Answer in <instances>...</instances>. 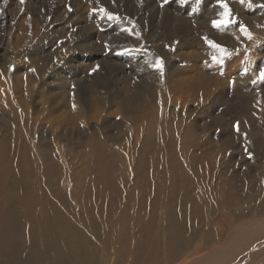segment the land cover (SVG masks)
I'll return each instance as SVG.
<instances>
[{
    "label": "rangeland",
    "instance_id": "rangeland-1",
    "mask_svg": "<svg viewBox=\"0 0 264 264\" xmlns=\"http://www.w3.org/2000/svg\"><path fill=\"white\" fill-rule=\"evenodd\" d=\"M223 2L228 5L231 18L238 21L227 28H214L212 25L214 20H220L225 15V9L220 6L218 0L212 2L211 0H187V2L184 0H24L23 4L20 0H0V89L2 94H5L4 98L0 99V144L2 145L0 149L3 150L6 144H3L4 140L16 137L18 142L5 146L8 155L15 160L19 159V156H26L27 152L24 148L26 144L28 150L30 146L38 155L50 148L57 152L56 155L59 153V159H65L57 165L59 169L64 168L61 171L66 173L62 177L59 176V180L55 176L54 180L47 183L40 176L35 181L34 187L30 186L25 190L27 199L23 201L28 203V200H34L31 208L36 209L32 216V226L37 228L35 232H40V229L44 228L42 222L44 208L39 207V200L43 197L44 200L49 199L47 187L53 188V192H61L62 188L70 194L75 187V180L70 178L72 176L70 173L78 170V164L69 160L68 155L73 153L75 159L79 158V151L82 147L85 148L81 136L87 132L86 135H90L88 140L91 143L104 140L105 144L115 151L126 149L127 151L123 152L117 150L116 157L124 158V152L131 150L130 146L135 139V132L132 130L136 129V127L130 129L135 122H129L127 118L136 119L138 123L135 124L138 126L143 122L146 125L150 121L155 122L157 119L154 118L159 117L157 111L161 106L155 103L154 98L161 101L162 96L159 94L166 91V105L164 104L166 108L163 107V110L166 111V119H168L162 132L165 138L163 155L168 157L170 165L161 168L159 160H155L156 157H153L154 161L151 160L150 166L142 164L140 171L141 173L148 171L151 183H142L138 186L142 178V176L139 178L138 173L141 162L138 149L148 134L146 130L147 134L144 132L142 136L140 133V140L135 146L137 150L134 149L135 147L134 150L132 149L133 156L129 161V157H126V160L124 158L126 162L123 173L127 177L122 180L121 186L134 190V192L125 190L128 198L133 195L136 197L152 185L164 186L166 177L171 175L176 192H168L172 202L174 201L171 204L175 207V213H181L183 209L187 210L191 217L196 215V202L185 198L187 193L191 198L198 196L197 198L204 200L207 205L201 212L198 211L199 214L196 215L198 218L192 223L195 228L191 225L192 227L190 226L183 234L189 243L192 241L191 245L187 243L186 247L179 248L177 253L173 252L172 242L166 239L155 222L148 225L145 232L141 233L144 250L154 247L159 251L160 256L164 251L165 255L162 259L164 261L172 259L168 264H264L262 263L264 261V82L259 79L260 71L264 69V7H260L264 5V0H251V7L248 0H245L246 4H242L240 0H223ZM101 9L104 11H100ZM109 16L112 19H109ZM27 20L30 23L36 22L34 24L36 29L38 25V35L27 37L23 32L20 24L28 23ZM169 25H175L180 35L177 33L174 39L170 38ZM241 26L246 28L247 33L250 32L251 39L243 33ZM229 30L233 31L232 34ZM203 37L218 45L222 43L220 46L227 50L224 65L212 62V56L219 57V52L213 48L209 50L206 41L199 43L198 41ZM218 39L223 42H219ZM235 39H239L238 42ZM29 44V47L26 46ZM163 50L164 54L161 52ZM159 53H162L165 62L163 75L155 67L157 61L153 59L158 57L157 59L161 60ZM247 67L248 69H245ZM199 69L205 75V81L207 76L210 78L209 76L213 75L214 82L206 85L207 87L204 86L203 91L197 90L200 91L196 96L197 100L191 91L192 96L188 94L189 96L186 95L185 100L182 101L180 93L175 89L181 88L186 78L195 80L192 74L196 72L199 76L201 74V71L197 73ZM150 77L152 79L162 77L161 82L157 81V83L155 79L154 83L152 81L151 85H148ZM202 78L203 76L200 77L201 80ZM14 83L17 89L14 88ZM154 91H158L159 94L153 95ZM171 91L174 94H171ZM8 97L9 101L12 103L14 101V110L12 105L6 103ZM96 98L104 99L103 107L90 109V103ZM169 98L172 100L170 101ZM78 99L83 100L85 104H83L82 121L76 125L74 120L71 121V117L73 118L71 113L76 112L73 110L74 100ZM18 100L23 102V105H20ZM71 104L74 107H71ZM24 105H27V108L24 109ZM14 111L18 114L16 118ZM21 115L22 120H26L23 123L24 127L19 125ZM62 116L64 120L59 123L58 120ZM124 118L127 122L123 120ZM29 122L30 127H26L27 130L23 129L25 125L29 126ZM119 122L125 123L126 129H119L116 126ZM237 122H239L238 132L234 127ZM177 124L180 129H174ZM56 127H59L57 132H55ZM93 128H96L95 132ZM84 129L86 131L83 132ZM135 134H138L137 131ZM183 134H186V138H182ZM23 137L26 139L25 143ZM150 141L151 144L155 142L154 138ZM60 148L64 149L63 152ZM19 152L23 154L19 155ZM7 161L11 162L12 159ZM40 168L42 174L43 167ZM24 180L22 177V181ZM20 195L17 197H22ZM91 197L89 195L88 202L93 201ZM98 204L104 205L105 202ZM13 206L14 204L12 208ZM12 208L6 209L8 220H14L11 218L13 216L17 217V213ZM166 208L167 205L164 203L162 207L164 212ZM123 210L124 207L121 208V211ZM187 211L185 213H188ZM76 224V230L81 235L84 232L83 225L77 217ZM206 226L211 234L206 230ZM234 234L236 236L231 241L232 248L228 250L225 245ZM106 235L107 231L95 226L87 234L86 239L78 238L79 250L83 246H89L95 257L101 259V264H134L136 252L133 250H128L123 257L120 248L113 243L110 252H104L102 244ZM189 236L195 239L191 240ZM249 247L251 248L248 253L246 250ZM212 256L213 260L208 261ZM119 257L123 258L122 261L118 260ZM200 257L202 258L200 262H194ZM164 261L161 263L165 264Z\"/></svg>",
    "mask_w": 264,
    "mask_h": 264
},
{
    "label": "bare ground",
    "instance_id": "bare-ground-1",
    "mask_svg": "<svg viewBox=\"0 0 264 264\" xmlns=\"http://www.w3.org/2000/svg\"><path fill=\"white\" fill-rule=\"evenodd\" d=\"M69 1V0H68ZM213 0H211L212 2ZM217 1V0H216ZM37 2V1H36ZM53 2V1H52ZM71 2V1H70ZM69 2V3H70ZM68 3V5H69ZM212 4V3H211ZM246 4V3H245ZM29 5V4H28ZM38 5V4H37ZM43 5V4H42ZM210 5V4H209ZM215 5V4H214ZM80 6V5H79ZM213 6V5H212ZM245 7V6H244ZM70 8V6H69ZM221 8V7H220ZM28 9V8H27ZM79 9V8H78ZM130 9H132L130 7ZM222 9V8H221ZM172 10V9H171ZM129 11V10H128ZM14 12V11H13ZM67 12V11H66ZM132 12V11H131ZM154 12V11H153ZM152 12V13H153ZM160 13V11H158ZM33 13V12H32ZM84 13V12H83ZM128 13V12H127ZM192 13V12H191ZM79 14V13H78ZM86 14V13H85ZM130 14V13H129ZM161 14V13H160ZM159 14V15H160ZM163 14V13H162ZM169 14V13H168ZM188 14V13H187ZM186 14V15H187ZM14 15V14H13ZM91 15V14H90ZM89 15V16H90ZM95 15V14H94ZM158 15V14H157ZM198 15V14H197ZM224 15V14H223ZM76 16V14H75ZM162 16V15H160ZM159 16V18H160ZM181 16V15H180ZM211 16V15H210ZM131 17V16H130ZM197 17V16H196ZM209 17V16H208ZM137 18V17H136ZM148 18V17H147ZM74 19V18H73ZM132 19V18H131ZM150 19V18H149ZM197 19V18H195ZM205 19V17H204ZM220 19V18H219ZM223 19V16H222ZM14 20V19H12ZM135 20V19H134ZM221 20V19H220ZM261 20V19H260ZM264 21V20H263ZM28 22V20H27ZM70 22V21H69ZM127 22V21H126ZM156 22V20H155ZM183 22V21H182ZM203 22V21H202ZM36 23V22H34ZM34 23H26L21 22L20 26L23 30V32L26 34L27 37L36 36L39 33L38 25L37 29L35 27ZM158 23V22H157ZM194 23V22H193ZM201 23V22H200ZM263 23V22H262ZM189 25V22H188ZM187 25V26H188ZM205 25V24H204ZM157 26V25H156ZM162 26V25H161ZM198 26V25H197ZM196 26V27H197ZM14 27V26H13ZM195 27V28H196ZM169 36L170 38L174 39L176 37L177 28L175 25H169ZM193 28V26H192ZM198 28V27H197ZM200 28V27H199ZM202 28V26H201ZM212 28V27H211ZM255 28V25H254ZM263 28V26L261 27ZM12 29V28H11ZM259 29V28H258ZM264 29V28H263ZM86 30V29H84ZM159 30V29H158ZM185 31V30H184ZM189 31V30H188ZM230 34L232 30H229ZM5 32V31H3ZM85 32V31H84ZM221 32V31H220ZM233 32V31H232ZM2 33V32H1ZM129 33V32H128ZM236 33V31H235ZM250 33V32H249ZM43 34V33H42ZM180 35V33H178ZM208 34V33H207ZM212 34V33H211ZM210 34V35H211ZM227 34V33H226ZM225 34V35H226ZM241 34V33H240ZM209 35V34H208ZM220 35V34H219ZM258 35V34H257ZM48 36V35H47ZM161 36V35H160ZM214 36V35H213ZM223 36V35H222ZM242 36H240L241 38ZM210 38V37H208ZM213 38V37H212ZM215 38V37H214ZM218 38V37H217ZM221 38V36H220ZM234 38V37H233ZM188 39V38H187ZM225 39V38H224ZM232 39V38H230ZM2 40V39H1ZM219 40V39H218ZM237 40V39H235ZM239 40V39H238ZM237 40V42H238ZM243 40V39H242ZM255 40V39H254ZM185 41V40H184ZM197 41V40H196ZM211 41V40H210ZM215 41V40H214ZM217 41V40H216ZM222 40H219V42ZM230 41V40H229ZM192 42V41H190ZM193 42H195L193 40ZM192 42V43H193ZM199 43L205 42V38H200ZM223 42V41H222ZM232 42V41H231ZM245 42V41H244ZM8 43V42H7ZM17 43V42H16ZM171 43V42H170ZM188 43V42H187ZM227 43V42H225ZM240 43V42H239ZM189 44V43H188ZM218 44V43H217ZM233 44V43H231ZM52 45V44H51ZM222 45V43L220 44ZM242 45V44H241ZM17 46V45H15ZM26 46H30L26 45ZM208 49L210 50V46L206 44ZM19 47V46H17ZM61 47V45H60ZM230 47V46H229ZM27 48V47H26ZM171 48V47H170ZM18 49V48H17ZM32 48H30L31 51ZM165 49V48H164ZM201 49V48H200ZM28 50V49H27ZM124 50V49H123ZM160 50V49H159ZM63 51V50H62ZM198 51V50H197ZM201 51V50H200ZM231 51V50H230ZM160 52V51H159ZM164 54V50L161 51ZM177 52V51H176ZM196 52V51H195ZM247 52V51H246ZM202 53V52H201ZM199 53V54H201ZM250 53V52H249ZM248 53V54H249ZM160 54V53H159ZM162 54V53H161ZM160 54V58L164 62V57ZM172 54V53H171ZM198 54V53H196ZM119 55V54H118ZM176 55V54H175ZM180 55V54H179ZM184 55V54H182ZM187 55V54H185ZM190 56V54H188ZM247 55V54H245ZM244 55V56H245ZM178 56V55H177ZM176 56V57H177ZM211 56V55H210ZM209 56V57H210ZM172 58H175V56H171ZM188 57V56H187ZM252 57V56H251ZM158 58V57H157ZM157 58L153 59L155 61H159ZM167 58V57H166ZM172 58H170L172 60ZM227 58V57H226ZM249 58V57H248ZM169 59V60H170ZM189 59V58H188ZM206 59V58H205ZM247 59V58H246ZM166 60V59H165ZM168 60V61H169ZM170 60V61H171ZM178 60V59H177ZM193 61V59H191ZM199 60V59H198ZM207 60V59H206ZM167 61V60H166ZM201 61V60H199ZM209 61V60H208ZM207 61V62H208ZM225 62V60H224ZM156 63V62H155ZM171 63V62H170ZM227 63V62H226ZM189 64V63H188ZM197 64V63H196ZM165 65V64H164ZM204 65V64H203ZM214 65V64H213ZM221 65V64H220ZM224 65V63H223ZM249 65V64H248ZM169 67L168 65H166ZM250 66V65H249ZM248 66V67H249ZM175 67V66H174ZM195 67V64H194ZM213 67V66H210ZM221 67V66H220ZM245 68V69H248ZM10 68V66H9ZM165 68V67H164ZM173 68V67H172ZM171 68V69H172ZM180 68H182L180 66ZM191 68V67H190ZM222 68H224L222 66ZM11 69V68H10ZM9 69V70H10ZM156 69V68H155ZM158 70V69H157ZM165 70V69H164ZM179 70V68H178ZM177 70V71H178ZM210 70V68L208 69ZM174 71V70H173ZM190 71V70H189ZM193 71V70H191ZM195 71V70H194ZM199 73L201 71V74L198 76L195 72V74H192V78L195 80H191V78H186V82L184 85L182 84L181 88L178 90L175 89V91H178L181 95V100L184 101L186 98V95H191L190 92L192 91L193 97L198 96L197 90H202L204 86L209 85L214 80L213 75H210L207 80H204V74H202V70H197ZM10 72V71H9ZM168 72V71H167ZM204 72V71H203ZM206 72L207 69H206ZM223 72V71H222ZM12 73V72H11ZM158 73V72H157ZM174 73V72H173ZM178 73V72H177ZM192 73V72H190ZM166 74V72H165ZM164 74V75H165ZM172 74V73H171ZM185 74V73H184ZM183 74V75H184ZM212 74V73H211ZM198 77H197V76ZM179 75H177V79ZM203 76V80L200 79V77ZM246 77V76H245ZM151 78V77H150ZM158 78V77H157ZM162 78V77H161ZM161 78L159 79H149V84L151 85L152 81L154 83V80L157 82H161ZM175 78V77H173ZM183 78V77H182ZM181 78V79H182ZM185 78V77H184ZM226 79V78H225ZM165 80V79H164ZM171 80V78H170ZM169 80V81H170ZM222 80V79H221ZM227 80V79H226ZM157 82V83H158ZM214 82V81H213ZM223 82V81H222ZM221 82V83H222ZM165 83V82H164ZM163 83V84H164ZM170 83V82H169ZM220 83V85H222ZM4 84V83H3ZM168 84V83H167ZM14 88H16V84L14 83ZM165 85V84H164ZM6 86V84H4ZM3 86V87H4ZM12 86V85H11ZM155 86V85H154ZM168 86V85H167ZM225 86V85H224ZM145 87V86H144ZM165 87V86H164ZM207 87V86H206ZM2 88V87H1ZM11 88V87H10ZM13 88V89H14ZM163 88V87H161ZM160 90H163L161 89ZM187 88V90H186ZM209 88V87H208ZM207 88V89H208ZM9 89V87H8ZM30 89V86L29 88ZM73 89V88H72ZM242 89V88H241ZM0 99H3L5 94H2V89H0ZM19 90V89H18ZM159 90V91H160ZM165 90V89H164ZM8 91V90H7ZM70 91V90H69ZM72 91V90H71ZM100 91V90H99ZM149 91V90H148ZM151 91V90H150ZM203 91V90H202ZM206 91V90H204ZM210 91V90H209ZM11 92V91H9ZM14 92V91H13ZM75 92V91H74ZM156 95L159 94V92L154 91ZM161 92V91H160ZM166 92V91H165ZM165 92H162V94H159V96H162L161 101L158 100V98H154L155 103L158 106H161V109L157 111V114L159 117H155L154 119H157L155 122L150 121L147 125L143 122L142 125L138 126L136 125V119L127 118L129 122H135L133 123V127H136V129H133L132 132L137 131L138 134L134 133V142L132 141V145L130 146L131 150L129 152H124V158L126 160V157L129 159L134 154L133 150L136 149V144H138V140H140V133L147 134L145 136V140L141 145H139V151L141 155V162L138 167V173L140 179V184L142 183H151V180L149 179L148 171L147 173H141L140 168L141 165L144 164L145 166L151 165V160L153 157H156L155 160H159V166L162 168H165L166 165H170L168 163V157L163 155V145L165 144V138L163 136V130L166 126V111L163 110V107L166 102V95ZM169 93V91L167 90ZM177 92V93H178ZM208 92V91H207ZM12 93V92H11ZM173 92L171 91V94ZM210 93V92H208ZM174 94V93H173ZM10 95V94H9ZM26 95V94H25ZM130 95V94H129ZM188 95V96H189ZM203 95V94H202ZM207 95V94H206ZM16 96V95H15ZM49 96V95H48ZM74 96V95H73ZM192 96V95H191ZM200 96V95H199ZM210 97V94H208ZM212 96V95H211ZM53 97V96H52ZM174 97V96H173ZM172 97V98H173ZM161 98V97H160ZM204 98V97H203ZM7 98L6 103L8 102L10 105H12V110H14L13 103L8 100ZM29 99V98H28ZM174 99V98H173ZM12 100V99H11ZM15 100V99H13ZM26 100V98H25ZM170 100V98H169ZM172 100V99H171ZM170 100V101H171ZM192 100V99H191ZM197 100V97H196ZM5 101V100H4ZM3 101L4 104H6ZM19 101V100H18ZM17 101V102H18ZM22 101V100H21ZM28 101V100H26ZM71 101V100H70ZM73 101V100H72ZM153 101V100H152ZM151 101V102H152ZM178 101V100H177ZM195 101V100H194ZM199 101V100H198ZM20 102V101H19ZM18 102V103H19ZM103 98H96L94 102L90 103L89 108L90 109H96L99 107H103ZM173 102V101H172ZM176 102V101H175ZM196 102V101H195ZM7 103V104H8ZM23 103V102H22ZM20 102V105H23ZM26 104V102L24 103ZM73 104V103H72ZM71 104V107L73 106ZM83 100L78 99L77 101L74 100V109L76 112L71 113L73 115V118L71 117V121L75 122L77 125L78 123L82 121V117L84 115L83 112ZM87 104V103H86ZM176 104V103H175ZM181 104V103H180ZM16 105V104H15ZM20 106L19 104H17ZM68 105V104H67ZM102 105V106H101ZM140 105V104H139ZM156 105V106H157ZM166 105V104H165ZM4 106V105H1ZM88 106V104H87ZM132 106V105H131ZM176 106V105H175ZM178 106V103H177ZM182 106V105H181ZM27 108V105H24ZM149 107V106H148ZM8 108V107H7ZM18 108V107H17ZM88 108V109H89ZM160 108V107H159ZM166 108V107H165ZM183 108V107H182ZM19 109V108H18ZM39 109V108H38ZM72 109V108H70ZM89 109V110H90ZM116 109V108H115ZM178 109V108H177ZM10 110V109H9ZM10 110V111H12ZM21 110L24 112L25 110ZM20 110V111H21ZM144 108L142 109V111ZM8 111V110H7ZM19 111V110H18ZM19 111V112H20ZM150 111V110H149ZM169 111V110H168ZM16 112V113H15ZM27 112V111H26ZM15 118L18 115L17 111H14ZM109 113V112H108ZM12 114V113H11ZM25 114V112H24ZM23 114V115H24ZM104 114V112H103ZM168 114V112H167ZM174 114V113H173ZM13 115V117H14ZM47 115V114H46ZM171 115V114H170ZM176 115V114H175ZM12 117V116H11ZM20 117V127H24L23 123L26 122V120H22V115ZM18 117V118H19ZM52 117V116H51ZM54 117V116H53ZM142 117V116H141ZM147 117V116H146ZM26 118V116H25ZM64 116L58 120L60 123L63 121ZM89 118V117H88ZM95 118V116H94ZM93 118V119H94ZM144 118V117H143ZM151 118V117H150ZM27 119V118H26ZM122 119V118H121ZM172 119V118H171ZM13 120V119H12ZM16 120V119H15ZM107 120V119H106ZM116 120V119H115ZM125 122V118L123 119ZM14 121V120H13ZM30 121V119H28ZM123 121V122H124ZM56 122V121H55ZM118 122V120H117ZM119 122L116 126L120 129L125 128V123ZM128 122V123H129ZM19 123V122H17ZM28 123V122H27ZM62 123V122H61ZM171 123V121H170ZM16 124V123H14ZM68 124V122H67ZM72 124V122H71ZM113 124V123H112ZM17 125V124H16ZM73 125V124H72ZM81 125H83L81 123ZM105 125V124H104ZM103 125V126H104ZM129 125V124H126ZM75 126V125H74ZM80 126V125H79ZM115 126V125H114ZM113 126V127H114ZM115 126V127H116ZM146 126V127H145ZM178 126V127H177ZM174 129H180L179 125L177 124ZM30 127L25 125V130ZM60 127V126H59ZM59 127L55 128V132H57ZM62 127V126H61ZM64 127V125H63ZM83 127V126H82ZM129 127V126H127ZM187 127V126H186ZM16 128V126H15ZM73 128V127H72ZM76 128V127H75ZM111 128V127H110ZM148 128V129H146ZM17 129V128H16ZM20 129V128H19ZM22 129V130H23ZM57 129V130H56ZM71 129V128H69ZM74 129V128H73ZM72 129V130H73ZM79 129V127L77 128ZM81 129V128H80ZM96 129V128H95ZM93 128V131L95 130ZM99 129V126H98ZM117 129V128H116ZM126 129V128H125ZM129 129V128H128ZM129 129V130H130ZM24 130V131H25ZM63 130V129H62ZM65 130V129H64ZM110 130V129H109ZM112 130V129H111ZM147 130V133H146ZM182 130V129H181ZM180 130V133H181ZM186 130V129H185ZM19 131V130H18ZM17 131V132H18ZM67 131V130H66ZM65 131V132H66ZM78 131V130H77ZM76 131V132H77ZM83 132L86 131V129L82 130ZM122 131V130H121ZM127 131V130H126ZM139 131V132H138ZM184 131V130H183ZM188 131V130H187ZM95 132V131H94ZM99 134V130L97 131ZM106 132V131H105ZM128 132V131H127ZM131 132V133H132ZM191 132V131H190ZM22 133V132H21ZM68 133V132H67ZM74 133V132H73ZM87 132H85L81 136L82 143H84V147H82V150L79 151L78 156L79 158L75 159L73 156V153H69L68 155L69 160L74 161V164H78V170H75V173H70L72 176L70 178L75 180L74 188L72 193L63 190L61 188V192H53V188L48 186V196L49 199L40 198L39 200V207L44 208V213L42 215V222L44 223V228L40 229V232H35L37 228L32 226L33 221V214L36 212L35 210H32V204L33 201L28 200V203L24 202L23 200H26L25 196V190L31 187H34V183L36 180H38V177L43 179L44 182H51L54 180L55 176L60 179V177L64 176L63 171L59 169L57 165L60 164L61 160L65 159H59L60 157L57 152L52 151V149L47 148L45 151H43L40 155H38L35 151V149L28 150V144L24 146L25 151L27 152L24 156L23 153L19 152V159L16 160L11 158L8 153L6 152V145L9 143H16L18 142L16 137H12L8 140H4L5 146L0 149V264H101V259L95 257V253L92 251V249L89 246H83L81 250H79L78 245V238L81 237L82 239H86V236L88 233H90L95 226H100L103 231H107V235L103 241V250L105 253L110 252V248L112 247V244L115 243V245L120 248V252H122V255L124 257L125 253L128 250H133L136 252V255L134 257V264H162L161 261H164L162 258L165 255V252L162 251L161 256L159 255V251L156 248H151L149 250H144V242L142 240V232H145L148 225L151 223L157 222L159 229L163 231V234L165 235L166 239L169 242H172L171 245H173V252H178L177 250L179 248H182L183 246L186 247L185 244H190L188 242V239H185L183 237L184 232L188 231L189 227L192 225L195 219L198 218L199 210L200 212L202 209L207 205L204 200L201 201L200 198H191L190 194L187 193L185 198H188L191 202H196V208H195V216L191 217L190 213L187 210L181 211V213L177 212L175 213V207L171 204L172 199L169 195L168 191H174L176 192V188L173 185L172 182V176L169 175L166 177V181L164 183V186H156L152 185L148 187L146 191H142L139 195L136 197L133 195L132 197L128 198L126 191L134 192L133 189H128L126 187H122L121 184H123V181L127 176L123 173V170L125 168V162L124 158L116 157L118 151L123 152L121 150H116L110 148L107 146L104 142H101L100 139L98 141H94L95 143H91L88 139H90V135H86ZM126 133V132H125ZM187 133V132H186ZM25 135V132L23 133ZM28 134V133H27ZM71 134V133H70ZM80 134V133H79ZM96 135V133H94ZM124 134V133H123ZM127 134V133H126ZM29 135V134H28ZM73 135V134H72ZM101 135V133H100ZM99 135V136H100ZM106 135V134H105ZM110 135V134H109ZM9 136V135H8ZM27 135H25L26 137ZM107 136V135H106ZM112 136V135H110ZM123 137V135H121ZM128 136V134H127ZM143 136V134H142ZM141 136V137H142ZM20 137V135H19ZM5 138V137H4ZM7 138V136H6ZM5 138V139H6ZM21 138V137H20ZM19 138V139H20ZM24 138V137H23ZM62 138V137H61ZM94 138V137H93ZM111 138V137H110ZM119 138V137H117ZM155 140L151 144L150 140ZM180 138V137H179ZM182 138H186V134H183ZM181 138V139H182ZM102 139V138H101ZM107 139V138H106ZM25 138L23 142L25 143ZM67 140V139H66ZM80 140V139H79ZM108 140V139H107ZM113 140V139H111ZM31 141V137L29 138V144ZM71 141V140H70ZM69 141V142H70ZM119 141V140H118ZM1 142V141H0ZM3 142V141H2ZM22 142V140H21ZM121 142V141H120ZM127 142V141H126ZM178 142V141H177ZM55 143V142H54ZM34 144V143H33ZM69 144V143H68ZM76 144V143H75ZM120 144V143H118ZM124 144V143H123ZM128 144V142H127ZM184 144L186 145L187 142L185 140ZM190 144V143H189ZM1 145V144H0ZM16 145V144H15ZM14 145V146H15ZM19 145V144H18ZM31 145V144H30ZM109 145V144H108ZM111 145V144H110ZM182 145V144H181ZM2 146V145H1ZM0 146V148H1ZM17 146V145H16ZM112 146V145H111ZM23 147V146H22ZM125 147V144H124ZM128 147V146H127ZM135 147V148H134ZM184 147V146H183ZM182 147V148H183ZM194 147V146H193ZM75 148V147H74ZM115 148V147H114ZM129 148V149H130ZM134 148V149H133ZM61 149V148H60ZM79 149V147H78ZM133 149V150H132ZM170 149V147H169ZM24 150V149H23ZM58 150V149H57ZM62 152L64 149H61ZM137 150V149H136ZM20 151H22L20 149ZM72 151V150H71ZM127 151V150H126ZM61 152V153H62ZM66 153V152H65ZM76 153V152H75ZM137 153V152H136ZM63 154V153H62ZM123 154V153H119ZM18 155V154H17ZM64 156V155H63ZM67 156V155H66ZM77 156V157H78ZM148 158V161H145V159ZM12 163L8 162L7 160H11ZM79 159V160H78ZM197 159V158H195ZM212 160V157L211 159ZM209 160V161H210ZM154 161V160H152ZM185 161V160H184ZM198 161V160H197ZM183 162V161H182ZM128 163V162H127ZM175 163V162H174ZM198 164V162H196ZM206 163V162H205ZM194 165V164H193ZM40 166L43 167V173ZM64 166V165H63ZM171 167V166H170ZM76 168V167H75ZM64 169V168H63ZM62 169V170H63ZM66 169V168H65ZM69 169V168H68ZM72 169V168H71ZM77 169V168H76ZM174 169V168H173ZM126 170V169H125ZM164 170V169H163ZM167 170V169H166ZM65 172L67 170H64ZM74 171V170H73ZM190 171V170H189ZM126 172V171H125ZM193 172V171H192ZM178 173V172H177ZM194 173V172H193ZM206 173V172H205ZM69 174V173H68ZM134 174V173H133ZM188 174V173H187ZM154 175V174H153ZM176 175V174H174ZM60 176V177H59ZM68 176V175H67ZM134 176V175H133ZM177 176V175H176ZM202 176V175H201ZM22 177H24V181H22ZM69 177V176H68ZM135 177V176H134ZM153 177V176H152ZM210 177V176H209ZM64 178V177H63ZM194 178V177H192ZM159 179V178H158ZM56 180V183H57ZM139 181V180H138ZM137 181V182H138ZM176 181V180H175ZM55 182V181H54ZM168 182V183H167ZM168 184L167 189L165 184ZM176 183V182H175ZM174 183V184H175ZM192 183V182H191ZM198 183V182H197ZM196 183V184H197ZM56 185V184H55ZM37 187V186H36ZM46 187V186H45ZM154 187H156L154 189ZM194 188V187H193ZM197 188V187H196ZM38 189V188H37ZM51 189V190H50ZM195 189V188H194ZM126 190V191H125ZM189 190V189H188ZM191 190V189H190ZM178 191V190H177ZM180 191V190H179ZM201 191V189H200ZM20 192H22V195H20ZM30 192V191H29ZM187 192V191H186ZM190 192V191H189ZM194 192V191H193ZM14 193H16L14 195ZM33 193V192H32ZM185 193V192H183ZM197 193V192H196ZM181 194V193H180ZM189 194V195H188ZM194 194V193H193ZM17 195H20L22 197H17ZM30 195V194H29ZM33 195V194H32ZM89 195H91L92 202H88ZM168 195V196H166ZM192 195V194H191ZM151 196V197H148ZM177 196V195H176ZM175 196V197H176ZM193 196V195H192ZM203 196V195H202ZM183 197V198H184ZM35 198V197H34ZM38 199V198H37ZM173 200H175L173 198ZM38 201V200H37ZM105 202L104 205H99L98 203ZM137 202V205H136ZM174 202V201H173ZM172 202V203H173ZM164 203L167 205V208L165 212L163 211L162 207L164 206ZM177 203V202H176ZM12 204H14L12 208ZM180 205V204H179ZM264 205V202H263ZM16 206V207H15ZM35 206V205H34ZM12 208L17 213V217H11L14 220H8L6 216V209ZM124 207V210L121 211V208ZM182 207V206H181ZM211 208V207H210ZM10 211V209H9ZM95 211V213H94ZM187 211L188 213H185ZM9 213V212H8ZM192 214V213H191ZM194 214V213H193ZM202 214V213H200ZM41 217V216H40ZM76 217L82 222L83 225V233L80 235L78 234L76 227ZM36 220V219H35ZM196 224V223H195ZM197 225V224H196ZM191 226V227H192ZM194 227V226H193ZM195 228V227H194ZM193 229V228H191ZM206 230L211 234L212 232L206 226ZM192 231V230H191ZM198 231V230H197ZM195 232V231H194ZM190 233V232H189ZM188 233V234H189ZM139 234V235H138ZM237 234V233H236ZM236 234H234L231 237V240L225 245V247L229 250L232 248L231 241L235 238ZM191 235V233H190ZM197 235V234H194ZM192 235V236H194ZM186 236V235H185ZM196 237V236H195ZM256 237V236H255ZM254 237V238H255ZM187 238V237H186ZM190 238V236H189ZM191 237L190 239L192 240ZM221 238V235H220ZM252 238V237H251ZM253 238V239H254ZM264 238V237H263ZM195 239V238H194ZM239 239V237L237 238ZM258 242V241H257ZM171 247V246H170ZM223 247V246H222ZM168 248V247H167ZM251 247H249L246 252H250ZM249 250V251H248ZM166 251V250H165ZM172 253V252H171ZM212 253V252H211ZM167 254V252H166ZM170 254V252H169ZM173 254V253H172ZM174 255V254H173ZM176 256V255H175ZM95 257V258H92ZM171 258V257H170ZM168 258V260L170 259ZM123 258L119 257L118 260L122 261ZM204 259V258H203ZM202 258L194 260V262H200ZM213 256L208 259V261H212ZM172 259L169 261H164L165 264H168V262H171ZM182 262V261H181ZM264 261H262L263 263ZM193 263V262H192ZM175 264V263H174Z\"/></svg>",
    "mask_w": 264,
    "mask_h": 264
},
{
    "label": "snow or ice",
    "instance_id": "snow-or-ice-1",
    "mask_svg": "<svg viewBox=\"0 0 264 264\" xmlns=\"http://www.w3.org/2000/svg\"><path fill=\"white\" fill-rule=\"evenodd\" d=\"M184 2H187V0H184ZM218 2L220 3V6L225 9V15H224V18L221 20H214L212 22L213 27L214 28H221V27L227 28L228 26H230L233 23H238V21H234L231 18V13H230V9H228V5L226 3H224L223 0H218ZM240 2L243 4V3H245V0H240ZM20 3L23 4L24 0H20ZM248 4L251 7V0H248ZM260 7H264V5H260ZM69 10H71V9H69ZM100 11H104V9H101ZM109 19H112V17L109 16ZM241 27H242L243 33L247 36V38L251 39V35L249 33H247L246 28H244L243 26H241ZM125 31H127V29ZM205 41L211 48L217 49V51L219 52V57L216 55L212 56V62L214 64H221L222 65L224 62V57H225L227 50L224 47L214 43L213 41L207 40V38H205ZM155 67L160 71L161 75H163V62H162V60L157 61ZM259 79L262 82H264V69H262L260 71ZM234 127H235L236 131L238 132L239 131V122H237L234 125Z\"/></svg>",
    "mask_w": 264,
    "mask_h": 264
}]
</instances>
